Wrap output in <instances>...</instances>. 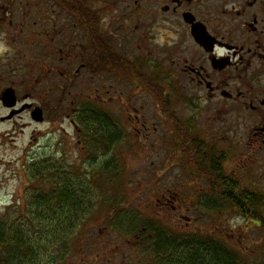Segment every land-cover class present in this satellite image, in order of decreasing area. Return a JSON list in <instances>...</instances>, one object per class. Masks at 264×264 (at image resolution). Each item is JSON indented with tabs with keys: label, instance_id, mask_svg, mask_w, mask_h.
<instances>
[{
	"label": "rangeland",
	"instance_id": "1",
	"mask_svg": "<svg viewBox=\"0 0 264 264\" xmlns=\"http://www.w3.org/2000/svg\"><path fill=\"white\" fill-rule=\"evenodd\" d=\"M90 1L99 7L111 2ZM219 1L209 0L212 5ZM131 4L134 0L120 3L117 10L105 15L118 19ZM70 17L58 0H0V226L26 228L31 215L38 211L33 206L34 196L55 194V179L70 177L82 182L90 194L92 200L86 203L89 211L64 246L50 245L44 250L40 264H83V258H89L90 264H114L111 248L135 241L138 230L130 232V226L142 223L143 227L150 221L176 236L192 231L201 237H213L243 256L246 264H264L263 227L213 196L210 181L196 157L193 139L204 140L209 152L207 143L212 139L222 149L229 147L228 142V146L222 144L223 134L190 133L184 143L182 134L166 122L147 86L139 87L105 71H77L83 59L82 45L74 37L76 26ZM103 28L111 32L109 20ZM119 28L126 37L132 35V30L136 44L141 40L143 50L135 45V56H144L142 74L169 94L174 111L190 129L207 130L213 122H208L207 110L202 107L206 90L198 91L204 100L196 113L192 105L196 86L183 71L185 60L196 61V56H202L195 50L185 23H121ZM70 44L78 46L68 51ZM65 59L72 62L68 72ZM9 87L16 91L18 110L24 103L39 106L43 120L36 122L27 112L9 118L12 112L1 102ZM89 109L105 117L101 118L103 124L80 122L81 111ZM104 121L107 128H103ZM104 129L105 133L120 134L107 156L102 150L105 142L96 146L92 140L95 133L102 138ZM224 134L234 145L229 148L246 152L241 162L231 161L230 154L228 170L231 173L235 166L244 165L240 172L242 187L264 195V148L255 153L252 133ZM94 149L99 155H95L96 163L91 166L94 158L90 153ZM107 160L111 164L105 169L102 165ZM38 168L43 169L40 175L35 172ZM176 193L194 206L188 207L193 208L191 212L171 208ZM207 201L211 202L209 206ZM35 225L34 234L39 231ZM124 248L132 253L134 264H144L139 258L148 255L147 244H124ZM4 262L0 260V264Z\"/></svg>",
	"mask_w": 264,
	"mask_h": 264
},
{
	"label": "flooded vegetation",
	"instance_id": "2",
	"mask_svg": "<svg viewBox=\"0 0 264 264\" xmlns=\"http://www.w3.org/2000/svg\"><path fill=\"white\" fill-rule=\"evenodd\" d=\"M118 1L111 0L105 7H99L90 0H68V3L63 7L65 13L72 16L70 21L74 27L76 26L74 37L79 45H82L83 59L77 71L84 69L93 74L105 71L116 75V77H125L143 88L144 85L133 78L134 73L146 77V74H142V70L146 66L143 54L139 57L135 56V45L136 48L143 50L140 47L141 40L139 38L137 44L135 43L132 30V35L127 37L122 35L119 31L120 24L162 26L175 24L176 20H182L189 29L195 50L202 53V56H196L197 62L185 60L183 69L191 84L196 86L195 94L192 95L193 109L196 113L199 110L200 101L204 98L199 97L198 91L205 89L206 99L204 101L206 104H202V107H205V111L207 110L208 122H213V124H209L207 130L199 128L194 130L190 129V126L184 121L189 126V131L183 130L182 133H222V144L228 146L229 143V147H234V145L230 143L229 137L224 133H252L251 145L257 147L255 153L262 152L264 148V0H221L214 5L209 0H134V4L124 8L122 17L117 19V16L105 15L106 12L111 13V11L117 10L120 3L128 4L131 0H120L119 4ZM187 13L192 14L196 22L205 25L209 35L207 50L194 39L191 24L187 23L184 18ZM106 20L112 24L111 32H107L103 28ZM114 21L117 23H112ZM78 38L81 40L79 41ZM77 46L78 44H70L67 50L70 51ZM65 61L68 62L69 69L66 71L68 72L72 62L68 59ZM125 68L128 71L127 75L124 72ZM97 99L103 101L100 96H97ZM38 107L24 103L20 106L24 110L15 116L27 112L32 117L34 110ZM178 117L180 116L178 115ZM136 132L142 133L138 128H136ZM177 133L181 132L177 131ZM216 141L212 139L207 143L211 149L208 154L215 156L209 162V166L212 169L216 165L218 166V171L212 172L213 182L225 181L229 183L233 181L242 185L243 173L240 174V172L245 166L237 165L231 173L227 166L230 154L233 155L231 161L241 162L245 158L246 152L239 150L238 153L237 149L229 147L222 149L223 146ZM238 142L241 144L240 141ZM37 197L38 195L34 196V199ZM173 199L176 201L175 205L174 203L171 205L173 210L182 208L189 213L193 209L191 207H194L183 202L177 193ZM190 205L191 210H188ZM187 222L189 228V222ZM129 229L130 232L138 230L134 236L135 241L122 242L121 245L117 243L111 248L110 257L114 258L111 260L114 264H118L121 260L122 264H128L127 262L134 264L132 253L124 248V244L137 247L148 245V255H143L146 254L143 252V256L139 258L141 263L154 264L158 261L156 262L158 264H171L172 260L166 258L169 256L165 255L166 247L161 241L166 238L177 241V239L181 240L191 236L193 239L191 245L195 246L198 236L192 231L176 236L154 221H150L143 227L142 225L130 226ZM161 249H163V253ZM137 252L139 253L138 249ZM81 261L83 264H90L89 258H83Z\"/></svg>",
	"mask_w": 264,
	"mask_h": 264
},
{
	"label": "trees",
	"instance_id": "3",
	"mask_svg": "<svg viewBox=\"0 0 264 264\" xmlns=\"http://www.w3.org/2000/svg\"><path fill=\"white\" fill-rule=\"evenodd\" d=\"M58 1L62 7L68 3V0ZM125 69L124 72L127 75V68ZM133 78L147 86L157 100L166 121L175 130L181 132L185 143L189 139L190 133H182V131H189V126L174 111L169 95L165 94L163 89L152 84L151 79L147 76L134 73ZM101 118L105 117H102L96 109L84 110L80 113L81 123H102ZM104 123L103 128H107L109 126L107 121ZM93 136V145L98 146L99 142H105V147L102 150L106 156L120 139L119 133H105V129L102 138H99L97 133ZM192 143L198 150L196 157L202 165L200 168L210 181L213 196L227 202L231 210L243 215L244 218L258 221L264 229V195L244 188L233 181L229 183L225 181L213 182L212 172H217L218 166L216 165L212 169L209 162L215 157L214 154L210 155L209 152H206L204 140L193 139ZM95 155H99L98 149H94L90 153L91 158H94L93 162L89 163L91 166L96 163ZM193 160H189V162L192 163ZM199 162L197 161V163ZM109 164L111 161L107 160L102 166L106 169ZM41 170L43 169H36V174L40 175ZM55 181V194L52 193L53 195L50 196L42 194L34 199L33 206L38 211L31 215L26 228L22 230L18 227H6L3 224L0 226V260L5 261L4 264H40L44 250L48 249L50 245L64 246L66 240L74 234L78 222L88 213L89 207L86 203L92 198H89L90 194L83 188L82 182L78 183L70 177L62 180L56 178ZM207 202V206H209L211 202ZM35 223L38 225L39 231L34 234ZM138 224L142 225V223ZM192 240V237L189 236L181 240L177 239V241L168 238L161 241L166 247L165 255L169 256L166 258L172 260L171 264H246L243 256L230 250L222 241L199 235L195 246H193V244L191 245ZM161 250L163 253V249Z\"/></svg>",
	"mask_w": 264,
	"mask_h": 264
},
{
	"label": "water",
	"instance_id": "4",
	"mask_svg": "<svg viewBox=\"0 0 264 264\" xmlns=\"http://www.w3.org/2000/svg\"><path fill=\"white\" fill-rule=\"evenodd\" d=\"M184 18L187 23L191 24V32L196 42L199 43L201 46H203L205 50H207L209 44V35L205 25L196 22L195 17L190 13L185 14ZM1 100L3 105L7 108L16 107L18 102L16 91L11 87L5 89L2 94ZM23 110L24 108L20 110H14L9 116V118H11L16 113H19ZM32 117L35 121H42L43 120L42 109L39 107L36 108L33 112Z\"/></svg>",
	"mask_w": 264,
	"mask_h": 264
}]
</instances>
